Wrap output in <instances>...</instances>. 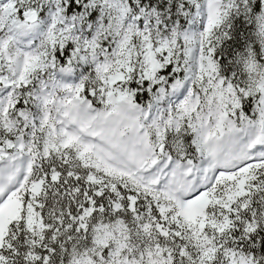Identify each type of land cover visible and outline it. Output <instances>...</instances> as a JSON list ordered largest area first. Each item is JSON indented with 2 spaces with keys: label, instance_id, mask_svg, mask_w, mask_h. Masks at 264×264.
I'll list each match as a JSON object with an SVG mask.
<instances>
[{
  "label": "snow or ice",
  "instance_id": "1",
  "mask_svg": "<svg viewBox=\"0 0 264 264\" xmlns=\"http://www.w3.org/2000/svg\"><path fill=\"white\" fill-rule=\"evenodd\" d=\"M0 264H264V0H0Z\"/></svg>",
  "mask_w": 264,
  "mask_h": 264
}]
</instances>
